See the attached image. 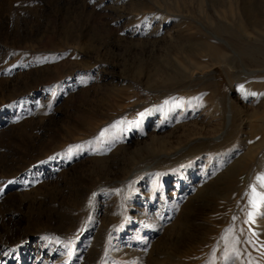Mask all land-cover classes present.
Segmentation results:
<instances>
[{
    "label": "rangeland",
    "instance_id": "obj_1",
    "mask_svg": "<svg viewBox=\"0 0 264 264\" xmlns=\"http://www.w3.org/2000/svg\"><path fill=\"white\" fill-rule=\"evenodd\" d=\"M0 264H264V0H0Z\"/></svg>",
    "mask_w": 264,
    "mask_h": 264
}]
</instances>
